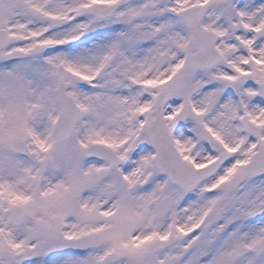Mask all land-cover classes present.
Masks as SVG:
<instances>
[{"label":"snow or ice","instance_id":"1","mask_svg":"<svg viewBox=\"0 0 264 264\" xmlns=\"http://www.w3.org/2000/svg\"><path fill=\"white\" fill-rule=\"evenodd\" d=\"M0 264H264V0H0Z\"/></svg>","mask_w":264,"mask_h":264}]
</instances>
